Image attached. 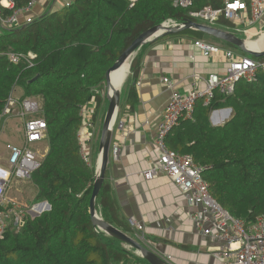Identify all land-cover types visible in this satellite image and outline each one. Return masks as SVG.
Segmentation results:
<instances>
[{
  "label": "trees",
  "instance_id": "16d2710c",
  "mask_svg": "<svg viewBox=\"0 0 264 264\" xmlns=\"http://www.w3.org/2000/svg\"><path fill=\"white\" fill-rule=\"evenodd\" d=\"M28 1L14 0V9ZM172 1L74 0L19 27L1 30L0 115L15 87L22 90L21 98L35 96L41 101L47 123L43 140H48L49 148L32 173L35 192L30 203L48 201L51 209L28 217L19 231L8 229L0 236V264H150L92 222L89 202L96 159L87 161L82 156L78 133L82 108L91 107L92 122L99 123L96 155L108 107V70L139 35L165 20H197L191 12L224 5L222 0H193V6L184 8ZM14 9H5L3 15ZM215 26L233 31L232 22L223 17ZM177 36L213 39L264 60L195 29L164 34L157 40ZM151 43L138 50L131 64L120 110L129 106L131 111L138 105L136 83L144 49ZM10 51H33L37 58L32 66L13 63L7 56ZM235 85L229 96L216 90L208 105L199 98L193 118L180 117L166 143L171 150L192 155L203 167L213 198L249 224L264 216V68L253 81L239 80ZM229 107L233 109L229 120L212 124V112ZM106 177L96 206L106 221L131 234L135 230L121 216Z\"/></svg>",
  "mask_w": 264,
  "mask_h": 264
},
{
  "label": "built area",
  "instance_id": "2783aa9c",
  "mask_svg": "<svg viewBox=\"0 0 264 264\" xmlns=\"http://www.w3.org/2000/svg\"><path fill=\"white\" fill-rule=\"evenodd\" d=\"M74 0H66L65 5L70 6ZM223 7L214 8L206 6L201 10L190 13L191 17L203 24L215 26L218 17H223L232 22L234 34L239 37L252 38L260 35L258 30H252L256 25L264 21V0H222ZM36 0H29L25 7L14 9V0H0V32L9 27H19L33 18L28 17L25 22L19 20V15L29 12ZM176 7L188 8L193 6V0H173ZM5 9H14L8 16H4ZM163 23L170 25H184L185 21L173 19ZM249 36V37H248ZM193 46L198 48L205 56L223 53L227 66L224 72H211L208 76L197 75V79L204 83V87L195 86L188 94L175 90L173 82L164 77L165 83L172 88V93L167 101L161 121L157 125L156 145L159 148V158L150 164L143 173L144 178L154 179L166 174L171 178L174 185L184 194L187 202L192 206H200L198 212L190 214L194 229L202 235L219 238L224 245L219 248V253L228 264H264V216H258L254 222L246 223L243 219L231 215L210 193V186L203 178V167L196 163L190 154L179 153L171 150L166 143V135L178 124L179 118H193L196 101L202 98L205 105L210 104L219 90L222 95L229 96L234 93L236 82L239 80L253 81L260 69L264 68V60H257L247 54L232 48H222L217 43L208 42L204 39H194ZM7 56L13 63L24 62L29 66L34 64L37 58L33 51L17 53L10 51ZM195 56H191L194 61ZM0 115V127L2 123L11 118L21 120L24 131L22 132V144L9 145V156L5 166H0V236L8 229L17 231L23 226L28 217L42 214L50 210L48 201L19 203L11 196L10 189L13 182L18 180L29 181L32 173L36 171L41 161L34 148L41 142L47 129L43 106L38 97L27 96L21 98L14 92ZM93 107V106H92ZM120 109V108H119ZM91 107L82 108L83 123L93 128ZM119 112V110H118ZM128 112V111H127ZM90 118L87 121V117ZM124 117L114 119L115 130L119 133L126 128ZM85 120L87 121L85 123ZM90 132L86 133L85 139L80 143L81 154L87 160L91 157L87 151L86 139L91 140ZM112 145V144H111ZM122 146L114 144L110 147V155L116 159L120 157ZM129 222L137 230L136 235L141 238L147 248H150L170 264V255H161L154 250L150 241L145 238L144 226L133 218ZM208 222L210 225H206Z\"/></svg>",
  "mask_w": 264,
  "mask_h": 264
},
{
  "label": "crops",
  "instance_id": "0c3cea01",
  "mask_svg": "<svg viewBox=\"0 0 264 264\" xmlns=\"http://www.w3.org/2000/svg\"><path fill=\"white\" fill-rule=\"evenodd\" d=\"M65 2L66 0H36L29 12L19 15V20L25 22L28 17L37 18L47 11L59 10ZM193 41L194 39L185 36L165 37L156 42L152 41L144 49L141 71L136 83L138 105L131 111L129 106L119 109L118 119L128 113L126 128L119 133L114 126L112 145L120 144L122 148L118 159L110 155L106 178L121 216L128 222L133 218L142 224V234L150 241L154 250L161 255L171 256L170 264H228L219 253L224 241L202 235L194 229L190 214L198 212L201 207L189 204L182 191L166 174L147 180L143 175L150 164L160 156L155 135L172 93V88L163 78L168 77L175 90L188 94L195 86L204 87L197 75L208 76L211 72L221 73L226 69L227 62L223 53L205 56L193 46ZM208 42L227 48L213 39ZM191 56H195L194 61ZM21 91L18 92L20 95ZM14 94L20 97L16 90ZM232 114L231 107L217 109L212 112L210 119L212 124L221 125L227 122ZM90 115L92 116V110ZM90 115L87 121L91 119ZM9 120L2 123L0 132L8 125ZM87 121L85 120V123ZM92 124L93 128L89 127L88 123L82 124L78 139L81 142L86 133L90 132L91 140L86 139L85 145L91 159L95 158L97 161L99 150L95 155L94 147L98 141L99 123ZM44 142L45 148L39 149L38 146ZM22 143L21 136L20 143L12 144ZM41 143L35 146L39 160L43 157L40 161L45 158L49 148L48 140ZM8 147L9 145L3 152L0 151V166L7 164ZM41 150L44 152L42 155L39 154ZM206 225L211 226V223ZM133 230L136 235L134 226Z\"/></svg>",
  "mask_w": 264,
  "mask_h": 264
},
{
  "label": "water",
  "instance_id": "95a60500",
  "mask_svg": "<svg viewBox=\"0 0 264 264\" xmlns=\"http://www.w3.org/2000/svg\"><path fill=\"white\" fill-rule=\"evenodd\" d=\"M183 29H195L201 31L205 35L213 36L225 43H230L236 46L240 51L247 52L256 58H260L264 56V49L261 51H255L250 49L247 46L246 38L239 37L229 30H223L216 26L207 25L200 23L195 20L185 21L184 25L176 24V25H167L165 23H160V25L149 28L144 31L141 35L138 36L133 43L127 47V49L122 53L119 59L110 67L106 76L105 88L107 90L106 98H107V109L103 117V124L100 135V147H99V157L95 164V180L93 183V193L90 198L89 206H90V214L92 217V222L96 227H99L104 233L111 237H116L120 239L125 245L130 248H134V252L137 255H140L150 264H169L165 261L160 255L156 252L147 248L143 243L139 240L135 239L133 236H130L128 233L124 232L121 228L117 227L115 224L106 221L102 214L99 212L98 206H96L98 195L101 191V186L106 177V170L108 167V163L110 160V147L112 144V135L114 131V119L118 113L120 108V102L122 97V89L112 88L110 89V74L113 69L120 67L122 64L130 60V66L137 55L138 50L145 44L159 39L162 35L168 33H177L179 30ZM131 72V71H130ZM38 215V214H35Z\"/></svg>",
  "mask_w": 264,
  "mask_h": 264
},
{
  "label": "rangeland",
  "instance_id": "374dc122",
  "mask_svg": "<svg viewBox=\"0 0 264 264\" xmlns=\"http://www.w3.org/2000/svg\"><path fill=\"white\" fill-rule=\"evenodd\" d=\"M64 6H66V5L63 3V6H61L60 8H62ZM252 30H258V31H260V32L262 31V32L259 33L260 35L252 36V38H246V39H248L249 41H255V42L264 41V21L260 25L254 26L252 28ZM244 36L247 37L246 35H244ZM207 40L209 41L210 39H207ZM232 49H234V48H232ZM130 73L131 72H129L127 79L129 77ZM127 79H126V81H127ZM124 84L122 85V88H123ZM14 90H16L17 94L20 95V93H18V92H20L19 87H15ZM105 91H106V89H105ZM105 91L103 92L104 94H105ZM7 124L8 125L0 132V151L1 152H3L4 149L12 143H20V138L22 136V132L24 131V127L22 126L20 119H18V118H11ZM98 132H99V125H98ZM98 132H97V134H98ZM96 137H97V135H96ZM38 148L44 149L45 148V142L41 143L38 146ZM36 149L34 148V150H36ZM37 151H38V149H37ZM42 153H44L43 150L39 151L40 155H42ZM42 158L43 157H40V160ZM34 192H35L34 191V185L32 184L31 180H29V181H23V180L17 181L16 180L13 182L12 188L10 189L11 195L16 197L17 198L16 200L19 203L26 204V205L30 204V200L34 196ZM99 212L101 213L100 209H99ZM129 235L133 236L135 239L139 240L140 242L142 241L141 238H139L134 233H131ZM125 246L128 249H131V250L134 249V248H130L127 245H125Z\"/></svg>",
  "mask_w": 264,
  "mask_h": 264
},
{
  "label": "bare ground",
  "instance_id": "6f19581e",
  "mask_svg": "<svg viewBox=\"0 0 264 264\" xmlns=\"http://www.w3.org/2000/svg\"><path fill=\"white\" fill-rule=\"evenodd\" d=\"M247 46L255 51H261L264 49V41L261 42H255V41H249L246 39ZM129 66H130V60H127L124 64H122L120 67L113 69L110 74V89L116 88L122 89V85L125 83L127 76L129 74Z\"/></svg>",
  "mask_w": 264,
  "mask_h": 264
}]
</instances>
